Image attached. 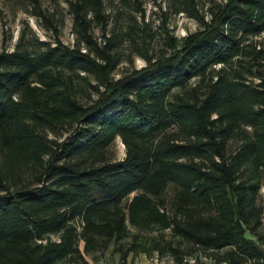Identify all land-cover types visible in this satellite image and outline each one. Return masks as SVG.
<instances>
[{
	"label": "trees",
	"instance_id": "16d2710c",
	"mask_svg": "<svg viewBox=\"0 0 264 264\" xmlns=\"http://www.w3.org/2000/svg\"><path fill=\"white\" fill-rule=\"evenodd\" d=\"M68 6L73 45L0 52V264H264V0L179 1L200 27L155 56L106 33L104 0ZM127 41L146 65L116 77Z\"/></svg>",
	"mask_w": 264,
	"mask_h": 264
},
{
	"label": "rangeland",
	"instance_id": "374dc122",
	"mask_svg": "<svg viewBox=\"0 0 264 264\" xmlns=\"http://www.w3.org/2000/svg\"><path fill=\"white\" fill-rule=\"evenodd\" d=\"M145 9V16L136 12L134 8L122 5L119 0H104L105 12L108 15L106 33L120 31H131L137 26L139 33H147L146 43H142L145 50L150 55L163 51L166 47L167 33L177 37L185 36L197 30L200 25L194 18L187 16L183 12H175L176 6L181 0H141ZM201 12L207 13L209 0H197ZM137 17L138 22H134L131 17ZM73 15L69 11L68 0H0V52L8 49L12 51L15 44L22 41L23 46L40 47L41 41L55 43L59 38L63 43L73 45L76 41V34L73 29ZM93 31L98 41H103L102 29L93 22ZM144 35V34H143ZM122 63L115 72L118 77L132 68H140L146 65V60L130 42H125L121 46ZM93 82V80H91ZM194 79L192 84L197 82ZM94 96V95H93ZM60 134H66L65 130H58ZM50 137H56L54 132H50ZM236 144L233 143L232 147ZM109 155L121 159L126 155V146L118 137L110 148ZM264 197V187L262 188ZM172 187L167 193L170 198ZM83 248V243H81ZM148 257L145 253L130 255L126 264H157L155 258ZM161 259V258H160ZM191 259V258H189ZM164 261L170 262L173 259L164 257ZM174 261V260H173ZM195 264H213L212 261L203 257ZM89 264H121L120 255L114 253L112 248L105 253L98 254L97 259L89 257Z\"/></svg>",
	"mask_w": 264,
	"mask_h": 264
},
{
	"label": "built area",
	"instance_id": "2783aa9c",
	"mask_svg": "<svg viewBox=\"0 0 264 264\" xmlns=\"http://www.w3.org/2000/svg\"><path fill=\"white\" fill-rule=\"evenodd\" d=\"M196 260H197L196 258H191V259H187L186 263H176L173 260L170 262H166L163 260V258L160 259L158 255L155 258V261L157 262V264H195V263H192L191 261L195 262Z\"/></svg>",
	"mask_w": 264,
	"mask_h": 264
}]
</instances>
